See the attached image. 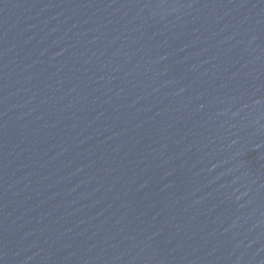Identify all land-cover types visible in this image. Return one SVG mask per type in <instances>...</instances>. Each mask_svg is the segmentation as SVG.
I'll return each mask as SVG.
<instances>
[{
	"label": "water",
	"instance_id": "obj_1",
	"mask_svg": "<svg viewBox=\"0 0 264 264\" xmlns=\"http://www.w3.org/2000/svg\"><path fill=\"white\" fill-rule=\"evenodd\" d=\"M0 264H264V0H0Z\"/></svg>",
	"mask_w": 264,
	"mask_h": 264
}]
</instances>
